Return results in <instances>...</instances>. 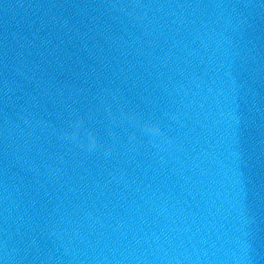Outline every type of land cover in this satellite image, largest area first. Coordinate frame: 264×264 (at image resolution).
I'll list each match as a JSON object with an SVG mask.
<instances>
[{
	"label": "clouds",
	"instance_id": "obj_1",
	"mask_svg": "<svg viewBox=\"0 0 264 264\" xmlns=\"http://www.w3.org/2000/svg\"><path fill=\"white\" fill-rule=\"evenodd\" d=\"M82 124V117L77 116L75 122L70 125V130L65 132V136L70 135L72 139H79L82 144H86L91 149L97 144V137L92 129L86 131V136L80 137L78 131L82 127ZM144 126L151 133L158 134L160 132L159 126L151 121H145Z\"/></svg>",
	"mask_w": 264,
	"mask_h": 264
}]
</instances>
